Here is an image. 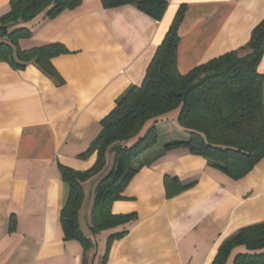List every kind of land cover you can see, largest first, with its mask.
<instances>
[{"label": "crops", "instance_id": "crops-1", "mask_svg": "<svg viewBox=\"0 0 264 264\" xmlns=\"http://www.w3.org/2000/svg\"><path fill=\"white\" fill-rule=\"evenodd\" d=\"M10 1L0 0V16ZM181 4L182 74L245 44L264 18V0H167L159 20L131 4L105 8L101 0H81L17 40L22 50L63 45L66 52L51 58L61 85L31 64L18 69L0 60V264H101L110 230L91 234L89 210L79 224L94 246L84 252L79 241L64 237L59 213L67 186L60 166L86 170L93 164L95 152L79 154L116 98L142 82ZM258 70L264 76V50ZM174 139L157 140L134 160L136 172L111 210L133 212L136 219L111 242L105 264H210L225 239L264 220V158L233 179L185 147L165 149ZM165 175L195 183L167 197Z\"/></svg>", "mask_w": 264, "mask_h": 264}, {"label": "trees", "instance_id": "trees-1", "mask_svg": "<svg viewBox=\"0 0 264 264\" xmlns=\"http://www.w3.org/2000/svg\"><path fill=\"white\" fill-rule=\"evenodd\" d=\"M81 0H11L0 16V60L21 69L37 67L55 85L62 79L51 58L65 53L60 43L22 50L19 38L29 37L31 29L45 18L72 9ZM103 7L131 4L155 20L161 19L167 0H101ZM185 13L181 4L145 70L139 85L128 86L115 100L113 109L100 121V131L80 157L96 153L86 170L61 165L60 175L67 195L59 219L65 239L81 243L86 252L94 244L79 224L84 200L83 183L98 176L88 228L91 234L110 230L101 258L105 264L111 242L127 233L136 215L113 213L111 205L135 174L134 160L155 145L159 127L170 123L180 138L165 149L185 147L191 154L209 160L233 179L247 174L264 158V76L258 64L264 50V18L251 30L242 46L224 52L182 74L177 69L178 28ZM111 158V159H110ZM195 180L182 181L165 175L167 197L192 186ZM129 225V226H128ZM122 226L121 230H114ZM128 226V227H127ZM264 264V220L246 225L225 239L210 264Z\"/></svg>", "mask_w": 264, "mask_h": 264}, {"label": "rangeland", "instance_id": "rangeland-1", "mask_svg": "<svg viewBox=\"0 0 264 264\" xmlns=\"http://www.w3.org/2000/svg\"><path fill=\"white\" fill-rule=\"evenodd\" d=\"M178 130H180V129H177L176 127L175 128L171 127V125L170 126L161 125L159 127L158 144L165 142L169 139L182 137L178 133L179 132ZM170 131H173V132H170ZM97 179H98V176H95L93 179L90 178L89 180H87L86 182L83 183V189H84L85 196H84V200L82 202V205H81L80 211H79V222L82 225L84 223V219H85L86 215H89L88 210L90 211L91 206H92L93 187H94Z\"/></svg>", "mask_w": 264, "mask_h": 264}, {"label": "water", "instance_id": "water-1", "mask_svg": "<svg viewBox=\"0 0 264 264\" xmlns=\"http://www.w3.org/2000/svg\"><path fill=\"white\" fill-rule=\"evenodd\" d=\"M4 35V31L0 30V37H2Z\"/></svg>", "mask_w": 264, "mask_h": 264}]
</instances>
